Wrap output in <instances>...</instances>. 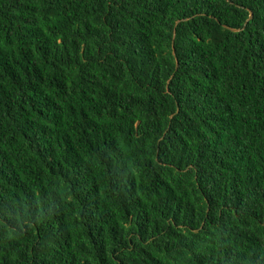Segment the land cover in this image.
<instances>
[{
	"label": "trees",
	"instance_id": "1",
	"mask_svg": "<svg viewBox=\"0 0 264 264\" xmlns=\"http://www.w3.org/2000/svg\"><path fill=\"white\" fill-rule=\"evenodd\" d=\"M0 264H264V0H0Z\"/></svg>",
	"mask_w": 264,
	"mask_h": 264
},
{
	"label": "water",
	"instance_id": "2",
	"mask_svg": "<svg viewBox=\"0 0 264 264\" xmlns=\"http://www.w3.org/2000/svg\"><path fill=\"white\" fill-rule=\"evenodd\" d=\"M251 18H253V14H252V13H251V15H250V19H251Z\"/></svg>",
	"mask_w": 264,
	"mask_h": 264
}]
</instances>
